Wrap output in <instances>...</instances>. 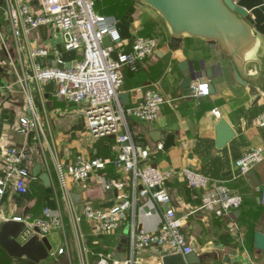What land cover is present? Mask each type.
<instances>
[{
	"label": "crops",
	"instance_id": "1",
	"mask_svg": "<svg viewBox=\"0 0 264 264\" xmlns=\"http://www.w3.org/2000/svg\"><path fill=\"white\" fill-rule=\"evenodd\" d=\"M25 1L33 8H39V0ZM234 1L248 11V17L243 19L250 33L240 40L239 45L231 41L226 42V46L219 41L184 34L178 47H170L169 51L159 54L161 48L170 46L173 38L170 26L159 11L148 4L142 5L138 0H95L96 11L113 16L117 22L121 40L115 43L113 56L129 51L135 35H155L158 39L156 52L148 56L138 70L123 67L120 97L126 106L142 101L151 88L160 89L168 97L158 118L144 121L130 117L129 123L136 141L150 149L146 162L164 172L176 171L167 180L172 196L171 205L182 218L183 231L193 250L203 256L199 264H233L229 260L236 257L234 251L243 254L237 256L238 264H264V251L253 244L254 231L264 226V203L260 192L264 185V161L255 168L261 181L258 186L252 184L248 175L232 179L236 170L235 161L239 157L253 147L264 148V126L259 124L264 117V91L260 87V82L264 81V0ZM5 4V0H0V29L15 57V64L10 61L0 38V171L8 146H30L33 155L29 166L33 179L26 194L14 190L6 192L0 200V222L19 216L39 217L45 208L58 210L63 224L53 226L48 236L53 249H58L66 242L70 244L66 224L72 225V217L68 205L60 204L54 191L53 183L57 181L55 158L48 143L56 147L58 157L67 169L78 156H115L121 144L113 136L94 137L87 127V106L56 96L54 82L29 83L28 93L32 95L46 129L45 138L41 141L32 138L29 144L27 135L19 131L20 118L29 113L27 92L18 76L24 72L21 66L29 70L34 62L27 55V50L38 46L51 49L48 56L37 59L41 65L58 64V55L54 53L56 49L65 64L80 60L82 51L66 50L59 30L47 26L45 35L39 28L21 39L20 57L12 40ZM183 60L189 62L192 84H208V93L199 96L183 93L184 75L179 67ZM233 64L247 85L236 79ZM210 85H213L212 91ZM252 85L257 87L256 91L251 88ZM215 108L221 111L220 117L213 113ZM222 117L233 127L236 135L218 148L216 125ZM158 143L163 144L162 149L157 148ZM38 163L50 175L49 186L41 177L34 175ZM186 168H192L211 179L225 180L232 193L242 197V204L233 211L234 223L226 216L203 207L204 190H194L187 185L183 174ZM107 171L113 182L110 189L103 187L98 174H92L86 181L70 180L72 196L80 210L85 202L109 208L130 196L132 185L129 174L113 166H108ZM148 205L154 212L145 215L139 211L138 226L156 231L163 222L165 206L150 201ZM238 209L241 211L237 212ZM91 226L90 222L82 220L88 242L92 238ZM129 232V224L126 223L116 233L102 236L96 243L99 249L90 245V255L103 250L120 258L126 257L129 253ZM70 248L75 263L79 264L78 243L76 249ZM225 255L229 258L225 259ZM160 261L159 247L148 248L141 254L142 263L159 264ZM53 263L70 264L63 253L57 259L49 257L35 263L26 256L13 257L0 246V264Z\"/></svg>",
	"mask_w": 264,
	"mask_h": 264
},
{
	"label": "built area",
	"instance_id": "2",
	"mask_svg": "<svg viewBox=\"0 0 264 264\" xmlns=\"http://www.w3.org/2000/svg\"><path fill=\"white\" fill-rule=\"evenodd\" d=\"M5 15L11 29L12 40L21 57V39L27 37L40 26H53L60 32L62 44L68 51H82V58L70 66L41 65L37 59L48 56L51 49L46 46L29 48L27 55L34 60L30 69L18 74L20 82L27 92L29 113L20 118L19 131L28 134L34 132L33 140L41 141L46 137V129L42 115L35 107L34 99L28 93L30 82L56 84L54 94L75 103H86L87 125L94 137H115L121 144L118 153L112 157L95 156L86 158L78 156L70 168H66L58 157L56 147L50 143L49 149L54 159L57 181L53 183L58 201L68 205L72 226L77 238L79 264H137L141 262V254L148 248L159 247L161 255L187 254L193 247L182 228V218L171 205L172 196L167 180L176 171L164 172L159 167L147 163L150 149L139 144L131 130L130 117L144 121L158 118L161 108L168 97L158 88L149 89L142 101L136 105L126 106L120 97L123 83V67L138 70L143 61L154 54L158 47V39L149 35H135L131 49L120 52L115 57L112 52L115 43L121 40L113 16L103 15L96 11L95 0H39V8L35 9L25 0H5ZM110 38V44H103V37ZM0 38L12 63L15 57L0 29ZM58 63L65 64L56 49ZM15 64V63H14ZM21 69V70H22ZM193 85V84H192ZM193 95L208 93V84L193 85ZM213 113L221 116L218 108ZM264 126V117L259 121ZM163 148L162 143L157 144ZM45 153V151L42 149ZM33 152L30 146H8L4 152L0 171V200L9 190L19 194L29 192L33 174L29 166ZM264 161V148L253 147L235 161V172L232 179L246 176ZM113 166L128 173L132 191L129 197L122 199L109 208H102L85 202L81 210L76 206L70 180L86 181L92 174H98L105 189L112 187V179L107 168ZM187 185L194 190H204L203 207L215 211L218 215L234 219L233 211L242 204V197L232 193L225 180L211 179L192 168L183 170ZM261 201L264 203V185L260 188ZM165 206L164 218L156 231H149L138 226L139 211L152 215L154 211L148 202ZM145 207L148 209L145 210ZM155 210V209H154ZM25 221L26 228L21 234L25 241L32 235L49 236L53 226L63 224L60 211L45 208L42 216L14 217ZM92 224L91 235L94 243L104 235H112L124 224H129V253L126 257H117L106 251H97L96 260L90 261L91 247L82 228V220ZM35 228H39L36 231ZM66 254L70 264H76L70 245L66 242L58 249L50 250V257L58 258Z\"/></svg>",
	"mask_w": 264,
	"mask_h": 264
},
{
	"label": "water",
	"instance_id": "3",
	"mask_svg": "<svg viewBox=\"0 0 264 264\" xmlns=\"http://www.w3.org/2000/svg\"><path fill=\"white\" fill-rule=\"evenodd\" d=\"M142 5L148 4L154 7L167 21L173 33L172 41L169 45L160 49L159 54H164L170 50V47H178L181 37L184 34L192 36H200L212 41H219L227 46L226 42L234 41L237 45L244 37H248L250 33L249 26L244 21L243 17H248V11L235 3L234 0H138ZM40 30L45 35L47 26H40ZM104 45L110 44V38L104 36ZM179 53V52H178ZM181 52L179 53V55ZM57 66H70V63H58ZM234 66V74L236 79L247 85V82L241 77L238 69ZM183 72L184 80L182 83L183 93L193 94L194 86L192 85L193 78L190 73L188 60H183L179 64ZM260 87L264 91V81L260 82ZM253 90H257L254 85L251 86ZM210 90H213V85H210ZM216 145L222 148L230 140H232L236 132L222 117L216 125ZM33 131L27 134L28 142L31 144ZM192 157V155H190ZM34 175L41 177L46 185L51 184L50 175L43 171L41 163H38ZM248 176L253 185L258 186L260 179L257 175L256 169H252ZM238 209L237 212H240ZM26 228L25 221L16 220L14 218L6 219L0 222V246L3 247L9 255L13 257L26 256L35 263L45 261L50 257V250H52V243L47 236L40 237L38 234L32 235L29 239L22 241L21 234ZM39 231V228H35ZM254 247L264 251V226L260 230L254 231L253 237ZM236 257L229 260V263L238 264V257L242 253L238 251L233 252ZM238 256V257H237ZM203 256L196 250L187 254H164L161 255L159 264H199ZM225 255V259H228ZM137 264H145L139 262ZM252 264V263H243Z\"/></svg>",
	"mask_w": 264,
	"mask_h": 264
},
{
	"label": "rangeland",
	"instance_id": "4",
	"mask_svg": "<svg viewBox=\"0 0 264 264\" xmlns=\"http://www.w3.org/2000/svg\"><path fill=\"white\" fill-rule=\"evenodd\" d=\"M81 104H85V106L87 105L86 103H81ZM88 127V125H87ZM89 129V128H88ZM67 230H68V234H67V240L69 241V245L70 247H72L73 249H76L77 247V238L74 232V228L73 226L70 224V226L68 224H66ZM71 249V248H70ZM72 250V249H71ZM74 252V251H73ZM75 253V252H74ZM92 255V254H91ZM90 255V261L92 262L93 260H96V256L94 254V256ZM92 257V259H91ZM75 260V259H74ZM75 262V261H74ZM54 264V263H53Z\"/></svg>",
	"mask_w": 264,
	"mask_h": 264
},
{
	"label": "trees",
	"instance_id": "5",
	"mask_svg": "<svg viewBox=\"0 0 264 264\" xmlns=\"http://www.w3.org/2000/svg\"><path fill=\"white\" fill-rule=\"evenodd\" d=\"M152 36H155V35H152ZM90 245H92V247H97V249H99L100 247H98L97 245H96V243H93V239L91 238V240H90ZM92 249H94V248H92ZM95 250V249H94Z\"/></svg>",
	"mask_w": 264,
	"mask_h": 264
}]
</instances>
